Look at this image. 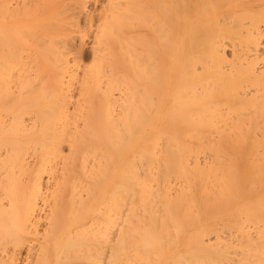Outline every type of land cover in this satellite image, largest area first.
<instances>
[{
  "label": "bare ground",
  "instance_id": "6f19581e",
  "mask_svg": "<svg viewBox=\"0 0 264 264\" xmlns=\"http://www.w3.org/2000/svg\"><path fill=\"white\" fill-rule=\"evenodd\" d=\"M0 264H264V0H0Z\"/></svg>",
  "mask_w": 264,
  "mask_h": 264
},
{
  "label": "rangeland",
  "instance_id": "374dc122",
  "mask_svg": "<svg viewBox=\"0 0 264 264\" xmlns=\"http://www.w3.org/2000/svg\"><path fill=\"white\" fill-rule=\"evenodd\" d=\"M87 9H88V11H91V10L93 9V4H92V2L89 3Z\"/></svg>",
  "mask_w": 264,
  "mask_h": 264
}]
</instances>
